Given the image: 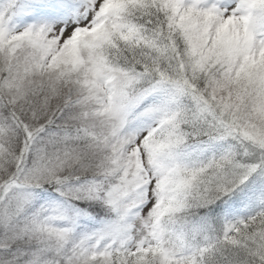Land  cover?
Segmentation results:
<instances>
[{
    "label": "snow or ice",
    "instance_id": "snow-or-ice-1",
    "mask_svg": "<svg viewBox=\"0 0 264 264\" xmlns=\"http://www.w3.org/2000/svg\"><path fill=\"white\" fill-rule=\"evenodd\" d=\"M0 264H264V0H0Z\"/></svg>",
    "mask_w": 264,
    "mask_h": 264
}]
</instances>
